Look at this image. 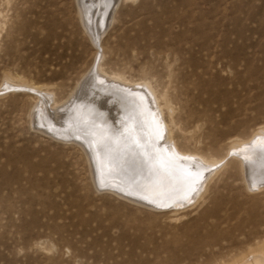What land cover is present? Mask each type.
Returning a JSON list of instances; mask_svg holds the SVG:
<instances>
[{"label":"rangeland","instance_id":"1","mask_svg":"<svg viewBox=\"0 0 264 264\" xmlns=\"http://www.w3.org/2000/svg\"><path fill=\"white\" fill-rule=\"evenodd\" d=\"M88 30L78 0H0V264H240L264 254V147L248 145L264 131V0H121L96 43ZM95 64L147 103L131 115L122 105L118 117L115 102L105 112L118 90L102 93L97 114L112 117L117 136L129 119L131 129L142 116L153 124L155 107L160 139L198 158L185 193L132 202L93 169L70 103Z\"/></svg>","mask_w":264,"mask_h":264},{"label":"bare ground","instance_id":"2","mask_svg":"<svg viewBox=\"0 0 264 264\" xmlns=\"http://www.w3.org/2000/svg\"><path fill=\"white\" fill-rule=\"evenodd\" d=\"M78 1H79V12L81 18L84 22V25H86L87 29H89L88 31L90 32L92 40L96 43L100 38L102 32H104L107 29L108 25L111 23L114 9L121 0H78ZM96 64L92 67L89 78L87 79L85 84L81 85L79 83V87L76 93L74 94V97L72 96L73 97V99L71 100L72 103H70L72 110L71 117L77 121L76 125H74V128L77 131H82L80 132L82 134L79 133L80 134L79 137L85 143V144L83 143L82 146L87 152V154H89L88 153L89 151L93 156V160H94L92 165L93 169L98 170L102 168V172H104L108 176L111 175V181H113L115 185L119 183L118 185L120 186L116 187L115 185L111 184L112 186H108L107 188L132 202L154 205L153 202H158L163 196L161 200L167 203L170 202V200L175 196L173 195V197L170 199L169 197L165 196L168 194V193L165 194L166 192H170L171 194L172 193L176 194V190L179 191L180 189L182 194L185 193L186 187L190 184L187 179L188 178L190 179L192 174L196 176L192 172L191 168H193V166H196L198 164L199 162L198 158L196 157L192 158L187 155L181 154L179 151H177L176 148H174V146H172V144H170L169 142H165V140L160 139L162 138L161 136L163 134L162 132L163 129L161 128L162 119L159 116L158 114L159 112H157V109L155 107L152 108V112H151L153 118V124H151L149 127L146 126L145 118H144L145 116H142L141 119L137 121V123L140 122L138 123L140 125H138L136 129L134 128L131 129L127 125L130 124L129 123L130 120L131 122H135V120L129 119L125 123H123L124 125L122 124L124 131L120 133L121 135L117 136V133L113 132L114 127L111 126L112 120H109V118L112 117L107 118L105 117L106 116L105 115L102 118L99 117L97 114V109L99 107L102 108V105L101 106L98 105L100 103L98 102V100L101 99V96L103 95L102 93L106 90L108 91L114 90L115 92L116 89L118 90L116 92L118 94V98L115 97L114 95H113L114 97L113 96L107 97L110 98V100H108L109 104H107L108 105L107 109H105V112L107 111V113L110 114L111 113L110 110H112V107L110 106H113L112 103L114 102L117 103L118 107H120L119 109L120 111H118L117 114L118 117H120L121 115L122 116L126 115L124 112L121 111L122 105L128 104L129 114L131 115L136 111L138 112L139 110H143V108L145 109L144 105H147V103L146 100H144V98L141 97L140 99L142 101L141 100L139 101L141 103L144 101L143 107L142 106L139 107L138 105L134 104L133 100L134 98H136L137 95L136 89L138 86L135 83L132 84L130 82L111 80L112 78L110 79L109 76L102 74L99 66L95 68ZM95 88L98 89V93L100 94V95L98 94V96L100 98L99 97L96 98L94 96L95 94L93 90ZM142 91L145 90L144 89L141 90V93ZM152 106L155 105H151L150 107ZM65 108L67 109L66 105ZM59 110L60 108L58 109V111ZM56 113L58 114L57 110ZM147 117L149 118V116ZM70 120L71 119H69V121ZM142 133H145L146 138L142 137ZM76 137L78 138V136ZM248 145H250L253 148L260 147L261 149H263L262 147H264V131L259 130L257 136L253 140H251L248 143ZM84 146L87 148H85ZM152 149H158V151L161 150V154L160 152H158L157 154L155 153L154 155H149V151ZM240 150L242 151L241 155H243L244 157L246 156L245 158L248 157V154L253 156V154L255 153V152L253 153L252 151L249 152L242 149ZM253 151H255V149ZM164 154L166 157L164 156ZM154 157H159V158H157V161H154L155 160V159L153 160ZM181 159L183 160L186 159V162L184 161L185 163H183ZM163 163H168V165L170 166L168 169L169 171L168 170L164 171V167L161 166ZM172 163L177 165L173 167ZM184 164L188 166L187 167L183 166L182 168V165ZM244 164L247 169L248 164L246 159H244ZM161 174H165L167 180L164 179L165 182H163L161 184V187L158 188L155 186L154 182L158 177H160ZM123 187L124 189L125 187L128 188L131 191V193L124 191ZM132 191L135 192V194H137V191L141 193L147 192L149 195L141 197V195L139 194V196H136L133 194ZM164 202H162L161 204L163 205ZM240 264H264V254L261 253L252 254L249 257L244 258Z\"/></svg>","mask_w":264,"mask_h":264},{"label":"water","instance_id":"3","mask_svg":"<svg viewBox=\"0 0 264 264\" xmlns=\"http://www.w3.org/2000/svg\"><path fill=\"white\" fill-rule=\"evenodd\" d=\"M5 90L8 91V90H14V89H13V88H8V89L6 88ZM15 90H17V89H15ZM171 206H172V205H170V206H165V207H171Z\"/></svg>","mask_w":264,"mask_h":264}]
</instances>
